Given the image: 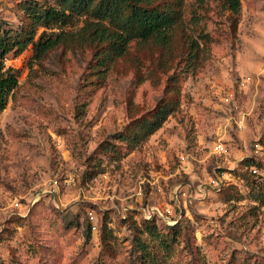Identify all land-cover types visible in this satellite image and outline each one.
<instances>
[{
    "label": "rangeland",
    "instance_id": "1",
    "mask_svg": "<svg viewBox=\"0 0 264 264\" xmlns=\"http://www.w3.org/2000/svg\"><path fill=\"white\" fill-rule=\"evenodd\" d=\"M27 1L0 0V30H21ZM190 10L172 43L134 39L107 72L75 42L0 58L18 78L0 113V264H149L137 237L166 264H264V0H242L236 26L221 0L197 23Z\"/></svg>",
    "mask_w": 264,
    "mask_h": 264
},
{
    "label": "trees",
    "instance_id": "2",
    "mask_svg": "<svg viewBox=\"0 0 264 264\" xmlns=\"http://www.w3.org/2000/svg\"><path fill=\"white\" fill-rule=\"evenodd\" d=\"M59 7L45 0H33L24 3L26 12L21 30L12 35L0 30V58L4 59L9 53H19L29 43L35 48L36 56L47 53L60 44L75 42L78 45L88 44L95 49L98 71L107 72L114 63L128 50L134 39L153 40L159 45L172 43V32L187 20L189 8L190 21L197 23L201 10L208 0H56ZM222 7L230 11V20L236 26L242 11V0H221ZM75 14H87L97 21L88 20L75 34L54 33L46 36L44 31L35 41L39 27L51 29L60 24L70 22ZM109 22L107 24L106 22ZM190 60L197 59L200 45L193 36L188 39ZM97 71V69L95 68ZM18 86L16 73L11 69L4 70L0 62V113L8 103L11 91ZM164 110V107H163ZM165 112L158 113L155 118L144 126V134H150L158 129L165 118ZM148 120V119H146ZM264 193L256 196L262 200ZM146 231L151 241H158L162 247L169 244L162 239L155 218L143 219ZM173 231L176 227L172 228ZM89 236V235H88ZM140 236V235H138ZM148 242L138 238L135 247L145 256L149 264H166L149 250ZM169 249V248H168Z\"/></svg>",
    "mask_w": 264,
    "mask_h": 264
},
{
    "label": "built area",
    "instance_id": "3",
    "mask_svg": "<svg viewBox=\"0 0 264 264\" xmlns=\"http://www.w3.org/2000/svg\"><path fill=\"white\" fill-rule=\"evenodd\" d=\"M217 148H218L219 150H223V145H222V144H219V145L217 146Z\"/></svg>",
    "mask_w": 264,
    "mask_h": 264
}]
</instances>
